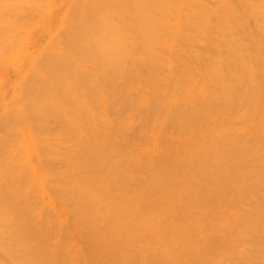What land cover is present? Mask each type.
I'll use <instances>...</instances> for the list:
<instances>
[{"label":"bare ground","instance_id":"obj_1","mask_svg":"<svg viewBox=\"0 0 264 264\" xmlns=\"http://www.w3.org/2000/svg\"><path fill=\"white\" fill-rule=\"evenodd\" d=\"M0 264H264V0H0Z\"/></svg>","mask_w":264,"mask_h":264}]
</instances>
